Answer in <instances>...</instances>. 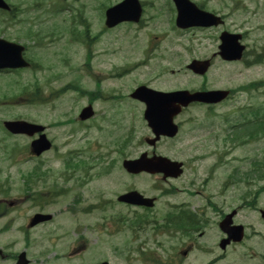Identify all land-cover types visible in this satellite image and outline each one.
<instances>
[{"label": "rangeland", "instance_id": "374dc122", "mask_svg": "<svg viewBox=\"0 0 264 264\" xmlns=\"http://www.w3.org/2000/svg\"><path fill=\"white\" fill-rule=\"evenodd\" d=\"M121 1L7 0L12 7L9 17L14 24L7 22L8 17L0 18V36L26 46L25 57L36 65L34 70L0 75V190L9 192L8 198L14 201L21 193L28 192L24 180L29 179V172H38L33 178L36 199L33 203L26 200L18 210H11L10 216L18 219L39 212L37 201L49 198L46 210L56 219L49 223V237L38 232L35 254L37 259H44L41 252L49 248V264H158L159 259L154 256L145 263L142 257L129 250L146 243L160 257L153 245L154 233L161 235L155 226L164 222L169 213L165 209L169 205L187 201L197 208L203 204L206 195L216 192L219 183L226 181L229 175L232 177L237 169L240 173L249 172L258 169L257 163L264 164L262 132L259 139H251L244 145L231 141L234 138L229 133L232 122L241 120L238 117L240 108H264V88L251 93L235 92L227 102L212 108L213 114L208 106L190 109L184 119L192 121H186L179 139L158 147V152H164L170 158L187 160L190 164L192 161L194 171L189 169L184 180L172 183L182 191L178 195L167 194L166 191H171L168 188L173 186L164 185L158 177L149 174L132 177L123 169V157L116 151L124 148L122 141L127 136L131 138L130 131L133 142L126 148L125 155L132 159L149 148L141 145V137H152L142 121V114L139 119L138 111L127 113L118 108L111 112L117 122H103L102 131L92 121L88 122L91 126L86 129L70 123V120L77 119L81 104L71 90L60 94L59 91L69 84L101 92L115 89L128 94L131 89L148 83L157 90H200L202 87L237 90L264 82V0H194L206 3V10L226 16L228 31L245 35L243 44L247 46V54L252 51L262 54L260 65L250 68L243 62L221 63L217 58L205 78L194 76L186 67L193 59H209L218 52L221 29L200 31L196 35L171 32V16L162 8L164 0H150L155 7L144 8V23L139 27L125 25L107 29L106 8ZM87 30L91 45H82L78 43L81 32ZM88 55L93 58L89 70L85 69ZM141 61H147L148 65L139 66L131 73H122L126 64ZM116 67L118 70H113ZM36 89H41L40 99L34 97L33 102L30 95ZM43 97L48 101L41 102ZM19 120L50 126L47 136L53 143L52 150L34 158L28 150L30 138L6 136L3 123ZM76 127L78 130L73 133ZM14 147L17 148L15 156L11 152ZM225 152L226 156L223 155ZM198 155H202V159L196 162ZM221 155L225 157V166L220 169L215 164L217 156L220 159ZM208 170H215V173L208 187L198 194L203 180L208 178ZM263 170L261 165V173ZM260 176L259 172L256 173L250 186L244 182L229 186L224 197L230 211L243 203L245 192L251 193L247 202L256 199V207L264 210V191L261 190L264 178ZM191 182L196 186H190ZM132 188L145 197L158 198L154 210L144 212L145 216L140 215L149 216L152 221L145 228L135 227L138 224L133 222L137 218L131 213L133 207L120 205L117 201ZM183 188H191L189 193L197 195L189 196ZM9 218L0 221V227L7 224ZM261 218L259 211L254 213L249 207L241 213L240 221L255 224L256 229L264 234ZM214 231H218L215 224L209 232L212 238ZM13 237L9 234L3 239L9 242ZM78 242L84 247L81 251H76ZM160 243L165 249L175 245L174 240L166 237ZM257 254L256 258L232 255L220 264H264V248H259ZM167 259L162 257L160 262ZM213 259L209 256H195L194 259L192 255L183 256L182 264H205Z\"/></svg>", "mask_w": 264, "mask_h": 264}, {"label": "flooded vegetation", "instance_id": "af4514ba", "mask_svg": "<svg viewBox=\"0 0 264 264\" xmlns=\"http://www.w3.org/2000/svg\"><path fill=\"white\" fill-rule=\"evenodd\" d=\"M141 4L143 7H155V4L150 0H141ZM197 5L201 9H205L207 6L206 3H197ZM162 8L167 13H169L170 16L173 15L174 20H177L179 18V5L174 0H164ZM144 16L145 15H143V17ZM143 17L140 24L138 25L132 23H124L117 26L116 28L122 25H132L139 27V25H142L144 23ZM219 26L220 25H215L214 27ZM214 27L194 29H217ZM222 27H224V25ZM88 60L93 61V58L88 57ZM113 70L117 71L118 68H115ZM97 87L102 89L101 85H98ZM85 88L87 87H83V89L78 92V99L81 104L79 110L82 111L89 106L93 108L95 115L92 119L96 120V125L98 126H101V124L107 119L109 122H116V119L111 116V112H116L118 108L124 110L125 112L135 111L139 109L141 113H143L146 109L144 103L132 97L133 91H130L128 94H124L115 89L108 90L107 92H101L100 90L94 91L92 89L88 88V90ZM98 118L99 120H97ZM37 138L38 136H34L33 138H31L30 144ZM147 138L148 137L144 138V143H146ZM130 140L131 138L127 136V138H125L122 143L124 145H129L131 144ZM167 142H171V140L162 138V140L157 143V146L155 148H152L151 150L145 152L148 153V156H153L155 154L160 155L161 153H158V147ZM142 154L138 155L137 158L141 157ZM123 156H125V154L122 153V157ZM126 157L129 158L128 156ZM184 166H186L187 168L189 165L185 162ZM29 173V179L24 180V187L28 190V192L26 194L21 193L18 198L16 197V200L11 201L10 199L6 198L7 195L4 193L5 190H0V221H3L4 219L10 217L9 222L7 224H2L0 227V238H2L0 240V264H49V248L42 250L41 252L44 259H37L35 255L37 253L36 249L38 245L37 234L39 231H42L49 237V221L34 225V217L39 212H35L31 215L23 216L24 218L18 219H13L10 216L11 210H18L21 207V204L26 202V200L33 203L34 199H36L37 195L33 193V178L35 175H37L38 172L34 171L32 174L31 172ZM182 178L183 177L179 179L162 180L164 181V183L169 184L173 181H180L182 180ZM133 190L134 188H132V190H129V192ZM226 192V189L223 190L221 188V190L218 189L214 193H209L202 200L203 204H200L197 208H193V203L187 201L178 202L166 208L165 211L169 213L163 219L164 222L161 221L162 224L157 223V226H155V229L160 231L161 235L154 233L155 237L153 239V245H155L156 251L158 252V254H160V257L157 256L155 252L153 253L152 247H149L146 243H142L138 247V249H130L129 252L132 254H136L139 257L145 258V263L150 260V256H154V258L159 259L158 264H182L183 256L189 257L190 255L193 256V259L195 258V256H197V258L198 256L214 257L213 260L208 261L205 264L224 263L230 256L237 254L240 257L256 258L258 256V249L264 248V234L256 229L255 224H246L240 221V213L242 212V208L239 207L238 209H234L231 211L229 210V204L226 201V197H224ZM197 193L201 194L200 191H198ZM197 193L195 195L189 193V196L195 197ZM12 203H14V205L10 206V204ZM255 204L256 203L251 204L254 213L258 211L261 212L259 208L257 209L255 207ZM47 207H49V200L46 201L45 208ZM139 208L141 209V214H143L144 212H151L144 207ZM132 209L136 210L135 208ZM135 212L136 211H132L131 213L136 216ZM233 212L235 213V215L230 220L231 227L240 225L244 226L245 233L243 237H240L237 233H226L225 228L221 226L225 218ZM44 214L49 215V212H47L46 210ZM143 215L145 216L146 214ZM55 219L56 217L54 215L52 220H50V223ZM142 220L143 223H148L150 217H143ZM261 221H263L264 223V219H261L260 222ZM151 224L152 222L149 225ZM214 224L216 225L218 231H214V238H212L209 232L211 226H213ZM164 225L166 227L161 228V226ZM9 234L15 236L12 239L14 241L9 240V242H6L3 239V237ZM135 235L136 234H134V237ZM163 237L174 240L175 245H172L169 249H165V246L161 245L160 243V240ZM14 238H16V240ZM136 239H139V236H137ZM20 244H22V246H20ZM80 244V242L77 243L76 251H81L84 248ZM18 246H20V248H18ZM162 257L168 258L167 261L162 260L160 262Z\"/></svg>", "mask_w": 264, "mask_h": 264}, {"label": "water", "instance_id": "95a60500", "mask_svg": "<svg viewBox=\"0 0 264 264\" xmlns=\"http://www.w3.org/2000/svg\"><path fill=\"white\" fill-rule=\"evenodd\" d=\"M179 5L180 15L178 26H208L212 24V18L208 14L200 13L189 3L188 0H174ZM0 8L7 9L8 7L3 0H0ZM192 8H195L192 10ZM140 15V7L137 0H126L123 4L116 8H111L107 11L106 26L113 28L121 22L136 21ZM236 38V37H235ZM239 38V37H237ZM223 56L229 60L239 59L244 47L235 45L230 38L229 41H224ZM24 47L16 44H11L0 40V69L4 68H24L28 64L23 58ZM208 67L207 63L194 62L190 68L196 72L204 73ZM138 92L148 103L146 117L149 120V125L152 127L157 136L161 134L173 137L177 133V126L173 122V118L177 115L182 107H186L194 101L213 103L225 98V94L221 92L198 93L190 94L189 92H177L164 94L141 88ZM178 103V105H177ZM88 116V112H85ZM86 117V118H87ZM5 126L13 133L28 134L33 136L35 133H40L44 130L43 126L30 124L24 121L6 122ZM51 144L47 141L46 136H41L40 140L33 143V152L36 155H41L49 150ZM126 168L133 172H141L148 170L152 173L165 172L166 176L178 177L181 173V165L173 163L166 158H155L152 160L129 161L125 162ZM119 201L136 205L152 207L153 200L145 199L136 192L121 196ZM46 216H41L37 222L45 221ZM50 219V216H49ZM108 264V263H103Z\"/></svg>", "mask_w": 264, "mask_h": 264}, {"label": "trees", "instance_id": "16d2710c", "mask_svg": "<svg viewBox=\"0 0 264 264\" xmlns=\"http://www.w3.org/2000/svg\"><path fill=\"white\" fill-rule=\"evenodd\" d=\"M253 55H255L254 53H252ZM258 57L255 58V60L253 62H251L252 64H259L261 63L262 61V54L261 55H258L256 54ZM258 85H251L250 87L251 88H254V87H257ZM248 87V88H250ZM259 87H264V82H260L259 84ZM40 91L41 89H37L35 94H34V97H36L37 99H40ZM46 99L43 97V99L41 100V102H45ZM254 124V123H253ZM251 124L252 126H249V125H242V131H240V128L237 129V132H236V137L239 139V138H243L242 135L244 134H259V133H263L264 134V119L261 123H257L255 125ZM261 133V134H262ZM246 136V135H245Z\"/></svg>", "mask_w": 264, "mask_h": 264}]
</instances>
